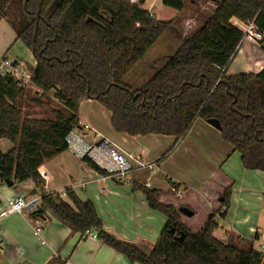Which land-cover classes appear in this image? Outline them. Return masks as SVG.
<instances>
[{"label":"trees","instance_id":"16d2710c","mask_svg":"<svg viewBox=\"0 0 264 264\" xmlns=\"http://www.w3.org/2000/svg\"><path fill=\"white\" fill-rule=\"evenodd\" d=\"M144 1L26 0L24 8L25 0H0V19L16 5L26 16L28 24L21 32L18 28L17 37L36 60L30 84L44 94L52 91L59 104L52 118L24 116L17 106L23 87L12 77L0 76V139L11 144L8 151L0 150L1 182L16 185L30 180L34 187L42 186L39 166L67 149L66 136L79 128L80 102L88 99L111 113L114 131L129 136L166 135L177 141L195 119H215L242 166L264 172V66L255 74L226 75L242 42V31L230 19L252 20L264 34V0L219 1L201 27L184 38L149 79L133 88L126 76L172 23L156 19L142 7ZM161 3L177 12L185 7V0ZM82 161L106 175L89 158ZM141 188L149 208L166 218L148 252L104 231L92 204L81 201L71 189L65 199L57 193L42 194L40 206L27 216L42 220L47 211L81 234L93 230L131 263L264 264V253L254 245L256 236L222 243L213 235L214 214L193 231L181 222L178 209L159 200L160 191ZM229 194L227 187L220 207L228 205Z\"/></svg>","mask_w":264,"mask_h":264},{"label":"crops","instance_id":"0c3cea01","mask_svg":"<svg viewBox=\"0 0 264 264\" xmlns=\"http://www.w3.org/2000/svg\"><path fill=\"white\" fill-rule=\"evenodd\" d=\"M188 1L191 6L185 3L184 9L171 19L170 31L173 40L179 43L173 46L170 41L169 44L165 42L168 48L176 49L184 38L201 27L205 17L213 13L221 0ZM150 9L148 7L147 11L155 17L154 10ZM230 23L242 30V21L237 18L232 17ZM148 51L136 67H143V63L149 61L153 54L146 57ZM160 66L149 63L146 72L152 76ZM263 66L264 46L244 40L227 66L226 75L255 74ZM131 74L129 72L126 79L130 80ZM78 117L77 129L89 133L85 139L87 144H96L97 138L91 130L82 129L83 124H88L124 152L141 156L145 162H158L172 144L173 149L158 162L155 173L134 169L124 180H117L94 171L67 147L39 166L38 173L44 180L40 187H34L30 180L12 186L0 180V209L6 200L22 196L25 201L36 200V210L42 194L57 193L65 199L66 190L71 189L81 201L92 204L104 231L148 252L164 228L166 218L149 208L141 188L144 186L160 191L161 202L178 210L187 209L190 215L180 212L181 222L187 228L198 230L207 217L214 214L213 235L217 240L222 243L230 238L250 241L256 236L254 245L264 253V248L260 247L264 244V172L244 168L240 155L222 139L218 129L197 118L177 141L166 135L129 136L114 131L110 125L111 113L89 99L80 102ZM10 148L9 141L0 139L2 152ZM172 184L178 188L174 189ZM227 187H230L228 205L220 207ZM27 213L12 214L0 220V264H139L129 262L96 237H82L80 232L70 229L47 211L38 239L33 235ZM195 219L197 222L193 226L191 223Z\"/></svg>","mask_w":264,"mask_h":264},{"label":"built area","instance_id":"2783aa9c","mask_svg":"<svg viewBox=\"0 0 264 264\" xmlns=\"http://www.w3.org/2000/svg\"><path fill=\"white\" fill-rule=\"evenodd\" d=\"M150 13V12H149ZM151 14V13H150ZM242 41L249 40L257 44H264V34L258 31L252 20L242 22ZM0 76L12 77L23 87L30 83V75L24 72L22 63L14 61L9 57L0 58ZM82 129L91 130L96 137V144H87L86 138L88 132H82L78 129L71 130L65 138L67 147L75 152L79 157L89 158L98 168L106 172L105 176L113 177L117 180H124L127 173L134 169H147L151 173L157 170L156 162H145L141 156H132L118 146L114 145L104 136L94 132L88 124H83ZM148 185L147 183L145 184ZM36 200L25 201L22 196L6 200L2 209H0V220L12 214H22L35 210ZM32 232L38 239L41 236L43 223L39 217L30 220ZM84 238H97L95 232L86 230L82 233ZM43 243V241H41ZM264 248V244H261ZM1 248V242H0ZM67 264V263H66Z\"/></svg>","mask_w":264,"mask_h":264},{"label":"rangeland","instance_id":"374dc122","mask_svg":"<svg viewBox=\"0 0 264 264\" xmlns=\"http://www.w3.org/2000/svg\"><path fill=\"white\" fill-rule=\"evenodd\" d=\"M185 3L191 6L189 1ZM142 7L145 10H147L148 7L151 8L152 10H154L155 17H157L158 20L163 21L171 20L177 12L174 9L163 6L161 1L153 2V0H147ZM6 11V17L0 19V58L7 56L16 60L17 62L22 63L24 72L28 75H31V72L36 65V60L31 50H29L25 46V44L17 37L20 23V12L17 9V5L15 7L10 6V8H8ZM173 39L174 36L171 31L166 32L162 37H160V39L157 40L153 48H151L146 55L147 57L150 53L153 54L152 57L149 58V61H146L148 63L144 62L143 67L140 68L135 66L130 71L132 73V77H130L131 79L129 80L128 78L125 81L133 88L140 87L147 79L151 77V73L146 72V66L149 63L150 65L155 67L160 66L161 64H163L164 60L167 57L163 56V54H172L175 48H168V45L165 46L164 44L165 42H167L166 44H169L170 41L173 46L177 45L179 43L178 40L174 41ZM260 45L264 46V44ZM236 62L237 60L235 61V64ZM23 90L24 94L17 100V106L20 108L24 116L36 119L53 117L52 110L58 108L59 104L56 100L53 99L52 91H48L44 94L40 89L30 83L23 86ZM91 136L92 135H90V137ZM171 150L163 157L162 160H164L170 154ZM196 220L197 219L193 220V222L191 223L193 226L196 224ZM255 247L257 248L256 245Z\"/></svg>","mask_w":264,"mask_h":264},{"label":"water","instance_id":"95a60500","mask_svg":"<svg viewBox=\"0 0 264 264\" xmlns=\"http://www.w3.org/2000/svg\"><path fill=\"white\" fill-rule=\"evenodd\" d=\"M25 3H26V0L23 4V7L25 8ZM38 15V13H37ZM28 24L27 20H26V16L22 13H20V23H19V31L21 32L24 27ZM131 94V93H130ZM208 124H210L211 126H213L214 128L218 129L220 128V125H219V122L215 119H208L206 121ZM5 183L8 185V186H12L13 185V182L10 181V180H5ZM179 212L183 213V214H186V215H190V212L187 210V209H179Z\"/></svg>","mask_w":264,"mask_h":264}]
</instances>
